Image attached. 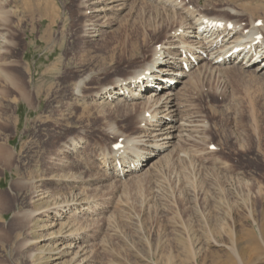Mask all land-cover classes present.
Masks as SVG:
<instances>
[{"label":"rangeland","instance_id":"374dc122","mask_svg":"<svg viewBox=\"0 0 264 264\" xmlns=\"http://www.w3.org/2000/svg\"><path fill=\"white\" fill-rule=\"evenodd\" d=\"M4 1L14 13L0 58L11 78V85L0 80V264H71L56 241L64 229L46 224L54 204L75 198L45 179L52 173L85 179L78 190L92 211L68 219L88 241L90 264H231L249 250L250 264H264L251 249L264 216V81L204 71L188 95L198 126L177 152L156 171L106 179L97 169L102 151L139 131L144 106L94 96L146 67L137 69L164 37L152 28L165 14L142 0L98 20L86 0ZM181 1L232 15L228 5L244 25H264V0ZM76 140L74 161L64 148ZM35 209L40 214L31 215Z\"/></svg>","mask_w":264,"mask_h":264},{"label":"bare ground","instance_id":"6f19581e","mask_svg":"<svg viewBox=\"0 0 264 264\" xmlns=\"http://www.w3.org/2000/svg\"><path fill=\"white\" fill-rule=\"evenodd\" d=\"M127 1L86 0L89 13L97 20L118 14L125 8ZM142 1L154 5L158 9L159 17H161L160 12L165 14V17L155 21L153 28L151 27L155 36L163 30L164 37L153 43L150 59L137 69L145 65L146 67L132 71L125 78L115 79L111 86L104 87L97 97L94 96L97 103L144 106L138 114L139 131L133 137L124 139L121 145L113 147L111 151H102L97 169L104 172L106 179L123 180L122 178L125 177L131 179L144 172H152L173 152L175 153L181 140L189 138L190 132L196 130L193 129L197 124L189 114L191 105L188 95L198 90L204 71H209L212 75L215 72L216 75L225 69L235 70L264 81L263 24L251 21L248 25H244L233 18V15L237 14V9H229L228 5L224 7L232 15L226 12L208 14L197 11L181 0ZM5 5V1L0 0V58H5L4 54L7 52L9 41L4 30L9 25V16L14 13ZM232 9L235 12H232ZM94 24L92 23L93 26ZM0 80L4 84L8 82V85H11V78L6 68H0ZM79 143L80 141L76 140L65 145L64 151L72 160L81 147ZM59 176L52 173L45 179L64 184L76 200L74 199L73 202L59 200L54 204L55 211L52 210L54 214L46 225L51 227L58 224L60 229H64L58 233L56 241L61 250L70 255L71 264H90L85 254L88 241L82 231L78 232L80 226L79 228L71 226L73 223L68 219L72 215L87 214L92 211V205L86 202L88 198L84 197V191L78 190V186L85 179L83 180L77 173L63 178ZM46 192L41 189L38 193L39 198H47ZM58 197L60 196L54 198V202ZM30 214L35 216L40 212L35 209ZM55 220L58 222L56 223ZM257 228V235H252L251 249L263 253L264 258V216L260 219ZM249 251L248 253L246 251L247 254L241 252L242 256L235 253L234 261L228 262L248 264L253 255L251 250Z\"/></svg>","mask_w":264,"mask_h":264}]
</instances>
